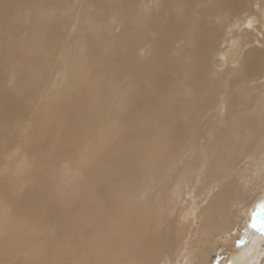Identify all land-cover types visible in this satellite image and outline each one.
<instances>
[{
	"label": "bare ground",
	"instance_id": "1",
	"mask_svg": "<svg viewBox=\"0 0 264 264\" xmlns=\"http://www.w3.org/2000/svg\"><path fill=\"white\" fill-rule=\"evenodd\" d=\"M183 15L196 26L184 25ZM108 20L112 22L108 24ZM17 30L25 34L24 43L19 42V36L15 38ZM0 49V180L8 169L15 179L29 166L40 169L35 175L38 188L28 191L23 199L0 181V245L18 225H13L16 217L36 228L42 223L48 230L43 240L48 243L76 239L80 227L90 220L82 219L88 204L71 196V211H66L50 196L48 187H42L44 169L49 163L54 166L64 160L63 167L60 165L66 175L77 173L87 182L88 190L101 195L99 181L105 180L110 153L117 150L118 187L112 191L118 202L112 210L120 223L119 236L125 252L148 264L149 253H154L155 260L158 248L143 223L138 225V217L155 201L175 170L179 173L183 169V178L188 179L189 166L196 170L194 163L209 159L218 150L224 154L227 147L250 152L264 149V0H0ZM219 59L228 65L222 76L216 72L218 68L213 69ZM81 65L93 72L91 85L96 90L84 87L87 92L79 86L75 94L68 92L69 96L61 99L74 84L73 69ZM231 73L236 75L231 77ZM30 81L43 84L36 92L40 103L31 110L40 114L41 121L45 119L46 139H37L24 153L23 135L13 133L14 121L24 114L22 101L19 106L11 93L14 89L7 90L5 84ZM31 97L33 94L25 96L27 101ZM112 130L119 133L113 139L108 134ZM106 140L115 146H107L102 153L98 144ZM144 144L163 145L158 154L164 159L155 171L153 164L158 160L153 158L154 163L147 164V174L141 178V159L130 149L138 152ZM11 147L22 148L16 164V153L5 154ZM53 148L58 152L53 151L52 159H47ZM92 215L90 221L96 219ZM89 229L87 233L95 229L100 236L98 229Z\"/></svg>",
	"mask_w": 264,
	"mask_h": 264
},
{
	"label": "rangeland",
	"instance_id": "2",
	"mask_svg": "<svg viewBox=\"0 0 264 264\" xmlns=\"http://www.w3.org/2000/svg\"><path fill=\"white\" fill-rule=\"evenodd\" d=\"M173 10L174 12L177 11L175 7ZM185 17L187 16L183 15L184 25L192 28L196 26L195 21L189 22L185 19ZM19 19L20 17L16 18L17 21ZM111 22V20H108V24ZM107 35L110 37V32H107ZM16 36H19V42L24 43L26 41L25 34H21L20 30H17L15 33V38ZM185 41H183V45L185 44ZM260 42L262 44L263 39H261ZM177 46L178 44L175 45L176 48ZM257 46L260 47L259 44H257ZM138 55L141 59H143L142 52H138ZM218 62L219 64L214 65L213 69L215 70L218 68L216 69V72L218 71L220 76H222V72L228 67V65L226 62H222L220 59ZM17 67H19V64H17ZM73 70L76 73L74 84L72 86L69 85L65 92L66 95L64 94L60 97L63 100L67 98L69 94L70 96L75 94L78 91L77 88H79V86L81 88L87 87L88 90H96L94 85H91V83L94 81L93 72L91 73L86 66L82 65L79 66V68H76V70ZM5 72L6 70L3 71V73ZM234 75L236 74L231 73V77H234ZM89 76L92 79H90ZM51 77H49V81L53 79V75H51ZM225 78L228 79L229 75ZM13 80L14 77L12 74V81ZM25 83L17 85L12 83H8V85L5 84V86H7V90L14 89L11 93H13L12 95L19 106H21L20 101H22L21 104L24 109V114L19 116L14 121L13 133L15 132V136H18L19 134H21V136L23 135L25 142L23 148L24 153H26L25 150H28L32 145L35 144L37 139H46L44 132L46 127V122H44L45 119H43L44 121H41L40 114L36 115L35 110H31L36 108L35 104L40 103L38 100L39 97H36V92L38 91V86H42L43 84L41 82L31 81ZM27 83H30V85L33 87L27 85ZM222 87L223 89L225 88V90L227 89L224 83ZM87 89L86 91L88 92ZM232 92L236 93V90L233 89L231 90V93ZM27 94H33L35 98L31 97L30 100L27 101L25 98ZM243 95L245 98L250 99L251 97L250 95ZM64 96L66 97L64 98ZM29 114L30 117H27ZM36 118H38V120ZM34 125L37 127L40 126V129H42L38 130L39 127H34ZM32 126L34 128H32ZM34 129H36V131ZM115 133L117 134L118 132L113 130L109 131L108 134L110 135L111 139L119 135V133L117 135ZM32 135H34V137ZM108 141L106 140L103 141V143L100 142L98 144V147L103 151L102 153H105L108 147L115 146L114 143ZM143 147H141L138 152L133 148L130 149V152H134L133 155H136L139 157V159H141L139 162L140 175L138 174V177L141 178L145 177L147 174V164L152 165L154 163V161H152L153 158L154 160H158L153 164L155 165V171L159 170L157 164H159V162L161 164L163 162L162 160L164 159L160 154H158L159 151L162 152L164 150L163 145L149 147L148 145L144 144ZM15 148L16 147H11L12 150L9 149L8 152H6L7 150L5 151V154H11L12 152L13 154L16 153V158L14 160H17L13 162V164L18 163L21 160V154L19 152L22 148H16L17 151ZM237 149L240 148L237 147L236 149H228L227 147V151L224 149V154H222L223 150L221 149L216 151V153L214 152L211 154L209 159L207 158L204 160H199L198 162L195 160V162H197L194 163L197 166L196 170L194 168V164L193 171H191L192 165L189 166L190 173L188 175L190 178L188 179H186L187 177L183 178V169H181L179 173H176L175 170L173 173L175 175L171 174L170 176L173 175L172 178L170 176V178L168 177L167 184L159 191L160 194L158 193L156 195L155 201L151 202L153 206L150 204L147 209L144 208L143 212H141V217H138V225L143 223L145 229L154 236V241L153 239H151V241L152 243L154 242L158 248L156 252L157 258L155 260H153L154 253H149L151 257L148 256V258L151 262L148 264H264V149H252L254 151L250 149L253 154L249 151V149H240L244 152L243 153L240 151L243 153H241L242 155L238 154L240 152ZM51 150L52 152H48L46 155V157H49H47V159H52L54 154L53 151H56L57 149L53 148ZM154 152L156 153L153 155ZM110 155L109 168H107L104 176L105 180L101 179L99 181V185L103 187L104 194H101L102 196L92 193V191L88 190L90 188L88 187L87 182L82 176H78L77 173L74 172L71 175H66V172L62 170L63 165L66 163L64 160H58V163H56L54 166L53 164L49 163L43 172V178H45V180L42 183V187H48V192L50 196L53 197V199H56L58 202L60 201L59 203H62V207L65 208L66 211L68 210V212L71 211V208H69L73 200L71 198L76 197L80 202L84 201L88 204V211H84L85 215L82 217V219H87L89 217L91 220V215L93 214L92 212H94L92 217L95 216L96 219L98 217L102 219L101 221H99L100 219L97 220L98 224L96 219L93 220L92 218V221L95 222V225L92 226L91 224L94 223L89 220V222H87L84 226L80 227V232L76 239L65 241L59 244H53L52 242L48 243L43 240L47 236L48 230H46V227L42 223L39 225L40 227L36 228V226L33 227V225L29 223L26 225V221H24L22 218H19V221V219L16 217V219L13 220H18L19 222L15 221L16 223L13 222V225H18H15L14 228L9 231L10 233L8 240L3 245H0V264H143V260L140 261L137 255H132L129 251L125 252L127 249L125 248L124 242L119 236L120 223L117 222L118 218L114 216L112 210L113 206H117L118 202V196L112 191L115 189V186L118 187L117 178L115 176L116 170L118 168L117 165H119L116 158L118 151L115 150V152H111ZM252 155L256 157L254 158ZM257 156L259 158L261 157L262 159L257 158ZM222 157H224V159H222ZM215 159H218V162ZM206 160L208 161L207 163ZM150 162L152 163L150 164ZM222 162L226 165L222 164ZM198 164L200 166H198ZM110 166H114V169L112 167L110 168ZM143 167H145V169ZM210 167L211 170L209 169ZM1 168L2 166H0V169ZM205 169H208L211 172L206 173L204 172ZM8 170L3 171V178H1L0 181H3V185H6V187L18 199H23L28 191L38 188L35 177L36 174L40 173V169L38 167L35 168L29 166L25 168L23 170L24 173L16 179ZM205 173L208 178L204 176ZM211 174L214 175L212 176ZM111 176L114 179H112ZM204 180L206 182H204ZM212 182H214V184ZM0 205V207H2L1 202ZM141 220L145 221L141 222ZM22 221H24V224ZM20 222L23 225L20 224ZM88 223L90 224L88 225ZM19 224L23 227H19ZM1 225L2 222H0V233L2 230ZM28 225H31V227ZM85 226H90V229L87 228L89 229L88 231H92L94 228L98 229V231L101 232H98L100 236L96 234L95 229L93 230L95 234H93V231L91 232L92 234L90 232L87 233ZM18 227L20 229H18ZM151 227L152 231L150 229ZM29 228L31 229L29 230ZM38 228L40 230H38ZM253 228H255V230ZM42 245L45 246L42 247Z\"/></svg>",
	"mask_w": 264,
	"mask_h": 264
}]
</instances>
